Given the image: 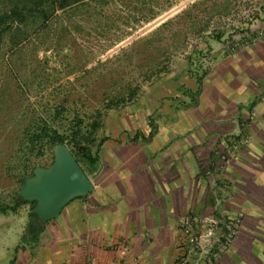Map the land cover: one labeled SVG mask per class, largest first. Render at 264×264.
<instances>
[{"label":"rangeland","instance_id":"rangeland-1","mask_svg":"<svg viewBox=\"0 0 264 264\" xmlns=\"http://www.w3.org/2000/svg\"><path fill=\"white\" fill-rule=\"evenodd\" d=\"M36 1L0 0V22L14 9L26 16L0 23V264H26L34 254L25 235L34 204L16 199L33 170L53 162L50 130L64 138L78 131L95 154L107 119L175 81L185 60L211 45L227 51L264 38V0H86L44 15ZM248 143L242 137L228 155ZM219 207L180 220L175 264L264 263V215L252 214L255 206L249 214Z\"/></svg>","mask_w":264,"mask_h":264},{"label":"crops","instance_id":"crops-1","mask_svg":"<svg viewBox=\"0 0 264 264\" xmlns=\"http://www.w3.org/2000/svg\"><path fill=\"white\" fill-rule=\"evenodd\" d=\"M201 57L107 119L96 171L79 164L92 192L42 224L26 264H175L181 219L264 215V38Z\"/></svg>","mask_w":264,"mask_h":264},{"label":"water","instance_id":"water-1","mask_svg":"<svg viewBox=\"0 0 264 264\" xmlns=\"http://www.w3.org/2000/svg\"><path fill=\"white\" fill-rule=\"evenodd\" d=\"M52 151L51 165L34 169L18 193L24 201L34 203L33 213L43 225L57 219L71 201L93 190L91 181L66 145L57 144Z\"/></svg>","mask_w":264,"mask_h":264},{"label":"trees","instance_id":"trees-1","mask_svg":"<svg viewBox=\"0 0 264 264\" xmlns=\"http://www.w3.org/2000/svg\"><path fill=\"white\" fill-rule=\"evenodd\" d=\"M86 0H37L35 2L36 10L38 13L44 15L46 12L44 9L50 8L52 11L64 9L66 7H69L70 5L74 4H80L85 2ZM98 1V0H95ZM102 2H108L110 0H99ZM47 3L48 7L44 8V5ZM23 10L14 9L12 12H10L9 15H3L1 16V24H8L13 22H23L24 18L26 17ZM147 20V19H144ZM0 24V25H1ZM189 64H192V60H188ZM47 142L50 144V146H54L56 144H71L73 149L77 151L79 155L82 156V159L85 163V165L88 167L89 172H94L97 169V153L91 154V152L88 150L86 143H88V138H85L83 136H80L78 131H72V134L69 135V138H64L62 135L57 134L55 131L50 130L49 136L46 135ZM68 139V142L66 143L65 140ZM77 161V160H76ZM78 162V161H77ZM79 164V163H78ZM17 204L26 203L21 197L17 196L16 199ZM34 204V203H33ZM5 207H0V212L5 211ZM42 224L37 220L36 215L33 213V209L30 213V221L26 227L25 235L27 236V240L30 243H34L37 241L38 235L42 231Z\"/></svg>","mask_w":264,"mask_h":264},{"label":"built area","instance_id":"built-area-1","mask_svg":"<svg viewBox=\"0 0 264 264\" xmlns=\"http://www.w3.org/2000/svg\"><path fill=\"white\" fill-rule=\"evenodd\" d=\"M247 45V44H246ZM243 47V45H241L240 43L238 42H234L232 43L231 45L227 46L226 49H227V53L230 55V56H234L238 51H240V49ZM237 145L234 146V148H236ZM192 226L193 224L188 221V220H184L183 222V226H182V229L184 231V235L185 236H188L191 238V241L193 240L192 237H191V231H192ZM86 264H91L90 262H86Z\"/></svg>","mask_w":264,"mask_h":264}]
</instances>
